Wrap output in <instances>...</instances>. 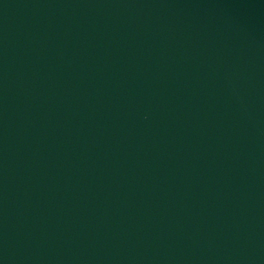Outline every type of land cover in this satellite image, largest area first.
Listing matches in <instances>:
<instances>
[{
	"label": "water",
	"instance_id": "water-1",
	"mask_svg": "<svg viewBox=\"0 0 264 264\" xmlns=\"http://www.w3.org/2000/svg\"><path fill=\"white\" fill-rule=\"evenodd\" d=\"M0 264H264V0H0Z\"/></svg>",
	"mask_w": 264,
	"mask_h": 264
}]
</instances>
